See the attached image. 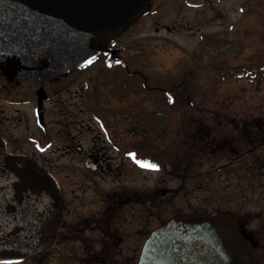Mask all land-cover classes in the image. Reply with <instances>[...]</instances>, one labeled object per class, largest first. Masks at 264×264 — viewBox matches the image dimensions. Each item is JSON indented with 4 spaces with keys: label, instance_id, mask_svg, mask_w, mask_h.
I'll return each instance as SVG.
<instances>
[{
    "label": "flooded vegetation",
    "instance_id": "af4514ba",
    "mask_svg": "<svg viewBox=\"0 0 264 264\" xmlns=\"http://www.w3.org/2000/svg\"><path fill=\"white\" fill-rule=\"evenodd\" d=\"M211 2L151 0L150 9L117 37L90 36L64 61L55 59L48 50L33 57L0 53V140L9 154L26 156L52 174L62 197L53 244L28 260L0 264H138L150 232L170 217L185 213L169 214L146 228L148 201L160 203L158 200L169 193L178 194V189L155 185L148 200L147 172L171 165L175 169L172 179L181 183L194 180V173L189 169L185 177L179 172L177 167L186 156L183 153L180 159L177 147H170L177 145L176 138L160 139L144 126L151 119L176 122L177 115H131L140 100H131L136 96L131 90L135 82L141 81L146 91L140 103L150 101L173 108L178 77L145 72L139 63L143 57L138 60L122 38L152 12L154 3L178 10L210 9ZM163 27L171 29L166 24ZM199 37L204 43L222 38L215 33ZM120 123L137 125L138 133L129 132V125L127 130L121 129ZM131 136L132 143L127 141Z\"/></svg>",
    "mask_w": 264,
    "mask_h": 264
},
{
    "label": "rangeland",
    "instance_id": "374dc122",
    "mask_svg": "<svg viewBox=\"0 0 264 264\" xmlns=\"http://www.w3.org/2000/svg\"><path fill=\"white\" fill-rule=\"evenodd\" d=\"M250 2L246 4L245 0H212L210 9L191 7L178 10L171 6L159 8L154 3L152 12L132 25L123 35L122 40L129 45V51L138 60L140 56L143 57L139 63L145 72L152 73L153 76L161 74L163 78H179L185 72L189 73L187 86L194 100V106H189L184 101L187 98L185 94L178 92L177 103L170 110H175L179 120L172 123L157 122L160 124L156 126L155 135L160 139L169 136L176 138L177 145L174 143L170 147H177L180 159L183 153L186 156L181 160L182 165L177 168L185 177L187 171L192 170L194 180L182 183L174 181L171 172L175 169L171 165L159 172H147L148 200L155 185L178 189V194L174 196L169 193L158 200L160 203L148 201L146 228L153 227L161 218L177 211L210 212L221 209L235 215L246 236L258 245L257 238L264 231V175H259L261 171H258L252 160L247 165L249 157L225 166L238 151L234 154L228 148L222 152H208L205 148L197 150L196 147L199 146L195 138L201 136H195L194 131L201 130L202 127V138L207 137L210 121L218 118L214 117L216 113L223 111L225 107H229L228 111L234 113L238 111L237 106H242L243 101H247L250 106L251 102L246 98L255 92H261L264 96V80L257 83V79L249 78V75L254 77L259 69L264 70V0H257L255 4ZM163 24L171 29H165ZM211 33L219 34L222 38L202 42L199 36ZM135 99V96L131 97V100ZM139 99L136 102L138 105L131 112L132 116L140 115L141 109L151 105L150 101L140 103L144 100L142 94ZM156 105L160 108V105ZM165 108H162L161 114L165 113ZM231 118L235 117L230 116ZM223 120L228 119L223 117ZM147 122V127L151 128L150 124L154 120ZM128 125L129 132L138 133L137 125L120 123L121 129L127 130ZM261 126L264 131V125ZM252 130L255 134L258 133L257 126ZM234 137V142L241 141L245 145L242 149H247L245 136ZM133 139L134 136H131L127 141L132 143ZM259 152L264 154V147ZM261 165L264 167V163ZM260 242L262 245L263 239Z\"/></svg>",
    "mask_w": 264,
    "mask_h": 264
},
{
    "label": "water",
    "instance_id": "95a60500",
    "mask_svg": "<svg viewBox=\"0 0 264 264\" xmlns=\"http://www.w3.org/2000/svg\"><path fill=\"white\" fill-rule=\"evenodd\" d=\"M151 0H0V53L68 60L88 37H117ZM260 146V145H257ZM62 197L56 179L0 140V262L28 260L54 242ZM138 264H264L224 210L174 215L153 229Z\"/></svg>",
    "mask_w": 264,
    "mask_h": 264
},
{
    "label": "trees",
    "instance_id": "16d2710c",
    "mask_svg": "<svg viewBox=\"0 0 264 264\" xmlns=\"http://www.w3.org/2000/svg\"><path fill=\"white\" fill-rule=\"evenodd\" d=\"M247 73V72H246ZM250 74V73H249ZM189 76V73H184L182 76H179V92H182V94L187 97L184 101L185 103L187 102L189 106L193 105L194 100L192 99V97L190 96L191 91L190 88H188L187 84L188 81H184V83H182V80H186ZM249 78L252 79H257V83L258 82H262L264 80V70L259 69L257 71V74L252 77L251 75H249ZM191 83V82H190ZM134 86H131V90L132 92H135V100H139L141 94L143 92H146L144 88H142V83L141 81H137L135 82ZM184 88V89H182ZM185 90V92H184ZM253 97V98H252ZM252 98V101H251ZM247 100H249L250 106L248 105L247 101H243L244 103H242V106H237V110L236 112L232 113L228 111L229 107H225L224 109H222L224 111V113H222L223 111H220L218 113H216L214 115V117H218L216 120L210 121V129L207 131L209 133H207V137L202 138L203 136L201 135L203 133V128H201V130H197L195 129V136H201V137H196L195 139L198 140L196 141V144L199 147H196L197 150L201 151L204 150V148L208 151V152H212L214 150H220L221 152L225 150H231L234 154L235 152L238 151V153L240 152H244L245 150H243L242 148L245 147V145H243L240 142L236 143L235 141V137L240 138V136H245V141H247L245 144H248L247 146V151L244 152V155H242V157L239 159H243L245 157H249V160L247 161V165L250 163V160H252L253 164L257 166L258 171H261L259 173V175H264V167H262V165L260 166L261 163H264L262 161H264V154H261L259 151L263 148H250V146L254 145L255 143H261L264 142V131L261 130V125H264V96L262 95L261 92H255L253 95L248 96L246 98ZM166 105V104H164ZM183 106V104H182ZM168 108H165V106L162 107H158L156 105V103H151V105H149L148 107L143 108L145 109L143 111V109H141V113L138 116H150V115H159L161 114L162 108H165V113H162V115H176L175 110H170L171 107L166 106ZM181 107V104L180 106ZM159 108V109H158ZM182 108H179V110ZM174 111V112H173ZM228 112V113H227ZM202 116V115H200ZM230 116H233L235 118H237V116H239V118H242V120H235L233 118H231V120H223L224 118H230ZM148 122H146L144 124V126H146V131L147 132H156L157 128V122H153L152 124H150L152 127L148 128L147 124ZM258 123V124H257ZM141 123L139 122L138 125H140ZM204 125V122H203ZM258 128V133L255 134V132L252 130L253 128ZM263 129V128H262ZM199 133V134H198ZM209 139V140H207ZM228 148V149H227ZM249 149V150H248ZM241 150V151H240ZM204 153V152H203ZM237 153V154H238ZM232 162L229 161L228 163L225 164V166H227V164H231ZM222 168V167H221ZM257 172V170H256ZM240 226V230L242 232V234L244 235L245 238H247V240L251 243V245L253 246V248L255 249V251L257 252V254H259L262 259L264 260V243L261 245L260 240L263 239L264 241V231L261 232V235L259 238H257L259 241L257 242L256 245L254 244L247 236H246V232L243 229V227L241 225ZM258 247V248H257Z\"/></svg>",
    "mask_w": 264,
    "mask_h": 264
},
{
    "label": "snow or ice",
    "instance_id": "6c2138e0",
    "mask_svg": "<svg viewBox=\"0 0 264 264\" xmlns=\"http://www.w3.org/2000/svg\"><path fill=\"white\" fill-rule=\"evenodd\" d=\"M91 63V61L89 62ZM134 158V157H133ZM141 167H152L154 168L155 166L154 165H146V164H140Z\"/></svg>",
    "mask_w": 264,
    "mask_h": 264
}]
</instances>
